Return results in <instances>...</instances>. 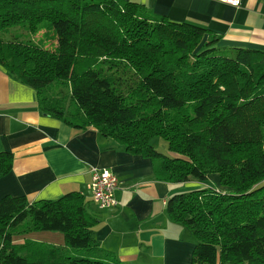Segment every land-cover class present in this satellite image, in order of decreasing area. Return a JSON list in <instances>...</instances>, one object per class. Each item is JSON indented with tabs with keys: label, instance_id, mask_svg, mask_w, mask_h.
Here are the masks:
<instances>
[{
	"label": "trees",
	"instance_id": "16d2710c",
	"mask_svg": "<svg viewBox=\"0 0 264 264\" xmlns=\"http://www.w3.org/2000/svg\"><path fill=\"white\" fill-rule=\"evenodd\" d=\"M44 29L54 50L28 38ZM221 39L133 0H0V65L44 113L152 159L159 180L200 184L166 205L195 237L191 264H264V50ZM13 165L0 151V178ZM92 202L80 191L1 197L0 264H122L95 237ZM40 231L62 232L65 245L25 237Z\"/></svg>",
	"mask_w": 264,
	"mask_h": 264
},
{
	"label": "crops",
	"instance_id": "0c3cea01",
	"mask_svg": "<svg viewBox=\"0 0 264 264\" xmlns=\"http://www.w3.org/2000/svg\"><path fill=\"white\" fill-rule=\"evenodd\" d=\"M177 22L221 35L220 47L264 50V0L233 6L215 0H133ZM0 151L14 154L12 172L0 178V198L25 196L30 203L80 191L93 202L95 237L122 264H191L196 240L166 209L173 193L200 186L155 177L153 161L103 140L92 126L74 128L44 113L36 90L0 65ZM94 168L114 172L119 204L101 208L90 188Z\"/></svg>",
	"mask_w": 264,
	"mask_h": 264
},
{
	"label": "rangeland",
	"instance_id": "374dc122",
	"mask_svg": "<svg viewBox=\"0 0 264 264\" xmlns=\"http://www.w3.org/2000/svg\"><path fill=\"white\" fill-rule=\"evenodd\" d=\"M23 31L22 28L20 27H14L11 29V35H15L18 36L19 38L22 37L21 32ZM45 31L42 30L41 32H39L36 36H29L28 38L33 39L34 41H37L39 38L44 37L43 32ZM18 33V35H17ZM23 38H25V35H23ZM45 41L42 42L43 45H45L47 48L54 50L56 48L57 45V40H56V36L54 34V32L51 30L49 33L45 34V37L43 38ZM57 85H55L56 87ZM59 86L60 89L56 90L57 92H61V95L63 96V94H68L69 92V88L66 85H62L60 84ZM56 92V94H57ZM68 95H66L67 97ZM67 104L71 106L72 109L76 108V103L74 102L73 99H71L69 96L66 98ZM153 145L156 147L157 150L161 151L162 153H165L166 155L169 156H179L178 153L172 152L168 149L166 142L164 140H162L161 138H154L152 141ZM215 175V174H214ZM209 183L212 184V186H215L216 184L212 181L209 180ZM197 188V187H195ZM218 189H220L221 191H223L225 193V188L219 187ZM25 237L30 238L32 240L35 241H39V242H48L51 244H55V245H65V238L62 232H55V231H40V232H31L25 235ZM78 250H74L73 254L77 253Z\"/></svg>",
	"mask_w": 264,
	"mask_h": 264
},
{
	"label": "built area",
	"instance_id": "2783aa9c",
	"mask_svg": "<svg viewBox=\"0 0 264 264\" xmlns=\"http://www.w3.org/2000/svg\"><path fill=\"white\" fill-rule=\"evenodd\" d=\"M238 6L241 0H215ZM120 186L118 176L107 169L94 168L92 172L91 191L93 200L101 208H111L119 204L115 197V191Z\"/></svg>",
	"mask_w": 264,
	"mask_h": 264
}]
</instances>
